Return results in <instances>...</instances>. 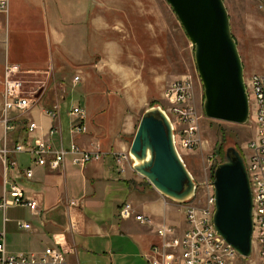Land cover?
Wrapping results in <instances>:
<instances>
[{"label": "crops", "instance_id": "obj_1", "mask_svg": "<svg viewBox=\"0 0 264 264\" xmlns=\"http://www.w3.org/2000/svg\"><path fill=\"white\" fill-rule=\"evenodd\" d=\"M175 16L166 0H7V10H0V106L5 62L38 84L28 90L35 103L25 116L38 129L28 134L17 122L12 141L32 136L67 146L73 140L102 152L84 168L68 156L58 169L17 155L20 169L31 167L33 176L15 169L8 178L38 203V212L0 211L9 251L36 252L56 240L70 250L71 264H148L145 255L158 237L133 217H118L124 202L156 223L185 227L182 203L161 195L132 162L119 172L111 156L128 152L140 115L151 101L164 99L174 81ZM75 106L85 113L87 132L72 137ZM46 109H55V116ZM52 126L59 133L48 137ZM2 136L0 122V146ZM3 182L0 160V193ZM18 221L31 227L19 228Z\"/></svg>", "mask_w": 264, "mask_h": 264}, {"label": "built area", "instance_id": "obj_2", "mask_svg": "<svg viewBox=\"0 0 264 264\" xmlns=\"http://www.w3.org/2000/svg\"><path fill=\"white\" fill-rule=\"evenodd\" d=\"M0 10H7V0L0 1ZM3 30L0 27V35ZM19 65L5 62L1 80L0 122L3 126L0 160L3 165L4 182L0 193V211L9 208L26 207L38 212V203L25 196L24 188L18 182L8 178L11 170L17 169L25 178H31V167L20 169L16 157L27 154L32 165L48 166L58 169L66 157H70L72 165L84 168L91 162L102 158V152L94 148H85L73 140L67 146H54L50 140L42 137L29 136L23 142H13L11 132L16 123L20 122L28 134H32L38 125L34 121L25 120L27 112L35 103V98L26 89L25 80L21 78ZM244 86L249 103V126L254 134L247 144L244 159L252 195V264H264V73H252L243 76ZM78 80V76L74 77ZM190 82L188 78L172 81L168 84L164 99L168 104L166 112L172 122L174 143L178 151H191L199 144L197 134L198 116L190 100ZM35 92V91H34ZM46 114L55 116V109H46ZM75 120L70 126L72 137L87 132L84 111L75 106L71 109ZM59 133V128L52 126L47 131L48 137ZM119 172L130 162L129 153H113L111 155ZM209 194L204 198V205L187 201L182 203L185 227L182 230L166 222L156 223L150 216L137 213L129 202L122 203L118 208V217L135 220L151 227L158 242L151 245L145 255L148 264H228L237 256L233 248L226 246L225 240L216 231L213 224L214 196L212 182ZM69 206H77V201L70 200ZM6 220V219H5ZM19 228L29 229L25 222H17ZM6 232L0 229V264H71L68 260L70 250L61 243L45 245L40 251H9L5 243Z\"/></svg>", "mask_w": 264, "mask_h": 264}, {"label": "water", "instance_id": "obj_3", "mask_svg": "<svg viewBox=\"0 0 264 264\" xmlns=\"http://www.w3.org/2000/svg\"><path fill=\"white\" fill-rule=\"evenodd\" d=\"M194 45L206 117L243 124L249 103L241 60L230 33L222 0H166ZM264 2V0H262ZM133 170L161 195L175 202L189 201L196 184L174 143L172 122L160 107L147 108L139 118L129 146ZM216 231L238 255L251 256L252 195L243 157L234 147L213 171Z\"/></svg>", "mask_w": 264, "mask_h": 264}, {"label": "rangeland", "instance_id": "obj_4", "mask_svg": "<svg viewBox=\"0 0 264 264\" xmlns=\"http://www.w3.org/2000/svg\"><path fill=\"white\" fill-rule=\"evenodd\" d=\"M222 1L229 19L230 33L243 67V76L264 73V2L262 0ZM194 50V45L185 35L175 16L173 79L185 77L189 79L190 100L198 116L199 139L195 149L179 151V154L196 184L194 194L189 201L201 206L204 205L205 196L209 194L213 171L224 160L226 148L234 147L245 158L247 144L253 137L254 131L249 126L248 120L243 124H235L206 117L203 109V85L196 68ZM25 81L27 90H37L38 84L35 80L26 77ZM151 107H160L168 112L165 99L157 100ZM253 261V257L244 258L237 255L228 264H252Z\"/></svg>", "mask_w": 264, "mask_h": 264}, {"label": "bare ground", "instance_id": "obj_5", "mask_svg": "<svg viewBox=\"0 0 264 264\" xmlns=\"http://www.w3.org/2000/svg\"><path fill=\"white\" fill-rule=\"evenodd\" d=\"M175 146H176V144H175ZM226 246H227L228 248H232L229 244H227V242H226Z\"/></svg>", "mask_w": 264, "mask_h": 264}, {"label": "trees", "instance_id": "obj_6", "mask_svg": "<svg viewBox=\"0 0 264 264\" xmlns=\"http://www.w3.org/2000/svg\"><path fill=\"white\" fill-rule=\"evenodd\" d=\"M153 103H156V101H151V102H150V106L153 105Z\"/></svg>", "mask_w": 264, "mask_h": 264}]
</instances>
